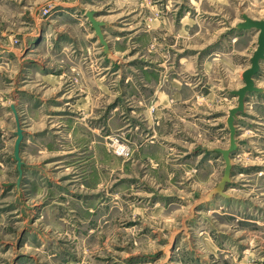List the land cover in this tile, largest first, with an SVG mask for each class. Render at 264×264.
<instances>
[{"label": "rangeland", "instance_id": "obj_1", "mask_svg": "<svg viewBox=\"0 0 264 264\" xmlns=\"http://www.w3.org/2000/svg\"><path fill=\"white\" fill-rule=\"evenodd\" d=\"M87 12L116 56L96 72ZM243 14L264 0H0V264H264V62L214 191L257 43Z\"/></svg>", "mask_w": 264, "mask_h": 264}, {"label": "water", "instance_id": "obj_2", "mask_svg": "<svg viewBox=\"0 0 264 264\" xmlns=\"http://www.w3.org/2000/svg\"><path fill=\"white\" fill-rule=\"evenodd\" d=\"M86 18L90 23L94 34L103 49V52L105 54H109V48L102 33L104 24L97 21L92 12H87ZM241 20L242 22L239 23L236 27L238 31L255 30L258 35L256 49L249 60L250 66L242 74L243 87L232 93V95L237 98V106L229 111V115L227 118V127L229 130V146L225 150H217V153L221 155L224 162V172L222 179L220 180L214 191L221 196H224L223 191H225L226 184L229 183L230 180V173L232 170L231 154L237 148L234 121L235 119H237L238 114L240 115V113H243L247 96L253 93H261V90L255 87L254 79L259 73L260 63L264 62V18L262 20H253L243 14L241 16ZM16 134L17 139L14 145V158L17 162L18 169H20L21 161L19 157V148L23 139V135L19 127L17 128Z\"/></svg>", "mask_w": 264, "mask_h": 264}, {"label": "crops", "instance_id": "obj_3", "mask_svg": "<svg viewBox=\"0 0 264 264\" xmlns=\"http://www.w3.org/2000/svg\"><path fill=\"white\" fill-rule=\"evenodd\" d=\"M93 32H94V31H93ZM102 33H103V36H104V38H105V41H106L107 44H108V41H109V40H108V37H107V34H106V33H107L106 30H104ZM96 39H97V38H96ZM95 44L99 45L98 48L93 49L95 55H96V54H99L100 52H102V56H101V59H100V58L95 59V60L93 61V64L90 66V69H92L93 72L98 71L97 69H95V67L97 66V64H98L99 62H103V58L106 57V59H107V60H110L111 62H114V61H115V58H116L115 54H114L113 52H111V51H109V54H105V53L103 52V49H102V47L100 46V44H99V42H98V39H97V42H96ZM104 54H105L106 56H104ZM162 63H163V62H162ZM166 64H168V63H166ZM166 64L163 63V64L161 65V67L167 66ZM87 66H89V65H87ZM159 67H160V66H159ZM261 67H262V66H261ZM207 71H208V70H207L206 65H205L204 70H203L202 72H198V73L204 75V73H206ZM203 72H204V73H203ZM100 73H101V72H97V73H96V77L99 76ZM193 74H195V73H193ZM193 74H192V75H193ZM192 75H191V76H192ZM101 79L104 80L103 77H102ZM165 81H167V80H165ZM181 82H182V81H180V82H179V81H175V82H164L162 88H165V90H167V92H168V90H169V94L167 93V96L170 95V97L172 96L173 98H175V100L178 98L179 95H181V97H182L183 92H184V96H185V98H186V97H190V89L187 88V87H197V86H195V84H194L191 80H187L185 84H181ZM256 85H257V84H256ZM185 86H187V87H185ZM162 98H165V97H161V99H162ZM164 100H165V99H164ZM173 108H174V110H175L176 112H180V109L178 108L177 104H175ZM158 115H159V113H158ZM164 118H165V116H164ZM161 121L164 122V120H161ZM151 123H152V121H151V119H149V125H151ZM166 126H167V125H166ZM160 132H161V128L159 129V133H160ZM81 150H82L81 148H80V149L71 148L69 154H70L71 156H75V155H77L78 158H74V159L77 160V159H80V157H83V156H84V155H82ZM81 160H82V158H81ZM77 163H80V161L77 162ZM75 164H76V163H74V166H75Z\"/></svg>", "mask_w": 264, "mask_h": 264}, {"label": "bare ground", "instance_id": "obj_4", "mask_svg": "<svg viewBox=\"0 0 264 264\" xmlns=\"http://www.w3.org/2000/svg\"><path fill=\"white\" fill-rule=\"evenodd\" d=\"M47 78H48V77H47ZM237 117H238V116H237ZM235 126H236V125H235ZM238 130H239V129H238ZM115 144H116V143H115ZM120 149H121V147H120ZM122 149H123V148H122ZM122 149H121V150H122ZM231 163H233V162H232V159H231Z\"/></svg>", "mask_w": 264, "mask_h": 264}]
</instances>
